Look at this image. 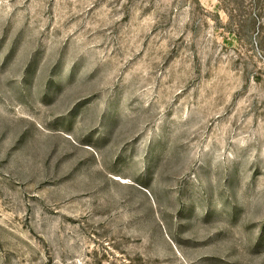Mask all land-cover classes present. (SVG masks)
I'll list each match as a JSON object with an SVG mask.
<instances>
[{
	"label": "rangeland",
	"instance_id": "374dc122",
	"mask_svg": "<svg viewBox=\"0 0 264 264\" xmlns=\"http://www.w3.org/2000/svg\"><path fill=\"white\" fill-rule=\"evenodd\" d=\"M0 264H264V0H0Z\"/></svg>",
	"mask_w": 264,
	"mask_h": 264
}]
</instances>
